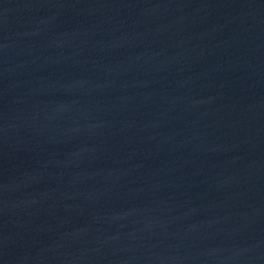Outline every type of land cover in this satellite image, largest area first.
Wrapping results in <instances>:
<instances>
[{
	"label": "water",
	"instance_id": "obj_1",
	"mask_svg": "<svg viewBox=\"0 0 264 264\" xmlns=\"http://www.w3.org/2000/svg\"><path fill=\"white\" fill-rule=\"evenodd\" d=\"M0 264H264V0H0Z\"/></svg>",
	"mask_w": 264,
	"mask_h": 264
}]
</instances>
